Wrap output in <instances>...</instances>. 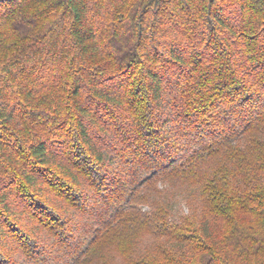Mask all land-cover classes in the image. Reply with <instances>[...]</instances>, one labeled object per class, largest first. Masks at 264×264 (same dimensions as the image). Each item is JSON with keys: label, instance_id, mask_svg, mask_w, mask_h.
<instances>
[{"label": "trees", "instance_id": "obj_1", "mask_svg": "<svg viewBox=\"0 0 264 264\" xmlns=\"http://www.w3.org/2000/svg\"><path fill=\"white\" fill-rule=\"evenodd\" d=\"M174 179L202 213L146 199ZM147 202L173 245L135 264H264V0H0V264H84Z\"/></svg>", "mask_w": 264, "mask_h": 264}, {"label": "rangeland", "instance_id": "obj_2", "mask_svg": "<svg viewBox=\"0 0 264 264\" xmlns=\"http://www.w3.org/2000/svg\"><path fill=\"white\" fill-rule=\"evenodd\" d=\"M177 181L174 179L172 181L167 180L163 184L162 182L154 184L147 193L146 199L157 203L159 207L168 206V204L175 205L176 212L173 216L170 214L172 218H181L182 212L180 210L192 209L196 214L202 213V199L192 196L190 194L192 189L187 188L189 186L185 182L179 184ZM149 204L147 202L138 205L140 212L133 213L136 215L135 218H131L134 219L133 221H126L102 238L84 264H135L136 261L140 260H165L164 257H167L165 252H168L167 249L173 245L171 244L172 240L156 238L152 234L147 221L153 219L151 221L153 222L155 217L152 215L151 220L147 219V213L150 212L151 207ZM165 209L167 211V207ZM140 218L145 219L143 223L139 222ZM155 220L157 222L158 218L156 217Z\"/></svg>", "mask_w": 264, "mask_h": 264}]
</instances>
